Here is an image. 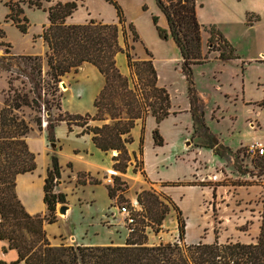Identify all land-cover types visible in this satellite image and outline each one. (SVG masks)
<instances>
[{
	"label": "rangeland",
	"instance_id": "rangeland-1",
	"mask_svg": "<svg viewBox=\"0 0 264 264\" xmlns=\"http://www.w3.org/2000/svg\"><path fill=\"white\" fill-rule=\"evenodd\" d=\"M7 1L18 2L23 0H0V30L3 36L0 37V109L8 95L9 84L12 89L27 92L34 82V73L30 69L31 63L24 62L18 56H12L11 43L13 50L37 52L43 44L41 38L36 37L41 33L42 26L47 24V13L43 9L57 2H69L72 0H50L43 2L42 8H28L23 6V11L28 20L26 34H21L16 29H7L6 37L3 24L4 16L9 12L4 6ZM27 1V0H25ZM120 7L126 23L131 24L138 37V42H132L128 33L126 42L119 36L121 48L131 46L129 50L132 62H142L149 59L145 50L155 59L156 65L161 71V81L167 84L170 98L176 106L186 108L188 100L186 97V82L181 74L178 65L173 68V61L161 60V58H171L172 53L178 50L174 43L168 38L161 39L158 36L156 27L165 29V20L154 0H114ZM236 1V0H234ZM239 4H234L233 0H196L199 7V19L204 26H213L221 31L235 48L237 54L244 59L253 58L259 50H264V32L262 26L264 22L247 29L242 25V16L252 21L254 15L246 12L252 11L264 14V0H237ZM156 18L154 24L152 18ZM89 21L115 24L117 22L114 7L104 0H84L78 3L76 10L66 19L70 25H80ZM13 26V25H12ZM14 27V26H13ZM208 35L201 34L202 53L207 47ZM44 46V53L37 56L40 59L41 78L46 80L47 65L45 54L47 51ZM177 54L175 56H177ZM174 55V54H173ZM179 55V54H178ZM28 56V55H27ZM214 53L208 55L209 61L206 64L192 66V79L197 92L209 99V105L204 109V122L209 131L215 134L219 142L230 147L232 154L224 156L220 163L213 166L211 158L202 162L199 160L198 173H194L189 184L193 187L201 188L208 194L201 199L200 210L197 215L190 216L193 202L189 201V207L182 213V219L189 220V227L185 230L183 242L185 244L211 243L214 238L220 244L225 243H255L259 235L261 213L264 204V161L262 156L248 153L251 144L258 143L264 148V81L256 84L257 77L264 73V65L260 68L252 66L244 72V96L251 102H242L232 106L237 96L227 95L236 91L240 96V82L235 75L237 67L228 62L224 65L210 62ZM115 62L118 70L122 68V74L128 79L130 87L135 83H144L146 72L140 68L129 70L126 65V57L123 52H117ZM160 62V63H159ZM165 67H161V63ZM180 57L178 63L180 65ZM255 62L264 63V57H258ZM220 71V82H215L213 76ZM119 72H121L119 70ZM140 78V82H139ZM66 87L62 88L60 83ZM104 85L102 75L98 70L90 65H80L76 71L64 74L60 82L56 85V96L61 94L60 101L55 97H43V89L46 85L40 81L38 94L40 95V109L21 108L17 115L24 119L33 131L45 130L46 138L50 136L56 140V153H50L46 160L51 163V157L57 158L59 167V179L55 180V186L65 197L66 205L69 206V215L65 220L58 219L53 223L45 224L46 237L52 246H60L70 243L77 246H122L127 238L128 229L123 219L118 214L117 207L129 203L136 198L140 189L149 186L150 182H174L187 179L190 171L191 162H187L179 157L187 154L186 151L192 149L208 150L205 141L193 134V131L186 133L191 119L188 114L178 115V117L165 119L158 127V132L164 140L162 147H155L150 134L151 124H145V139L143 141V157L138 152V140L136 129L132 135L134 142L126 146L130 155L129 165L126 174L106 175L101 178L99 183L91 182L83 171L84 166L70 160L66 156L72 155L74 147L79 150L82 156H88L85 150L88 146H93L90 137L86 134L76 135L78 126L72 125L74 131H70L65 122L57 123L48 130V126L56 117V107H61L62 112L69 116L93 117L95 115L94 100ZM215 87H217L215 89ZM40 88H43L42 90ZM34 96V95H30ZM225 98L223 99V97ZM51 104L47 107L44 100ZM219 105H217V103ZM229 104L228 109L224 107ZM49 108V109H48ZM46 110L49 112L46 113ZM180 112V111H179ZM181 113V112H180ZM148 116V115H147ZM146 116V117H147ZM40 120V130L36 120ZM145 120V119H144ZM144 120L136 123L143 126ZM90 122L95 120H89ZM248 125L254 131L248 128ZM189 130V129H188ZM183 137L185 140L183 141ZM54 140V141H55ZM205 148V149H204ZM157 149V150H156ZM60 150V151H59ZM135 151L134 157L129 152ZM54 151V152H55ZM209 156L212 150L209 149ZM111 156H116L117 152H107ZM218 160L219 156L213 157ZM93 159V158H91ZM117 176L118 180H113ZM205 176V177H203ZM112 183H107L108 178ZM174 183H161L166 186V191L171 197H177L179 189L173 186ZM107 187L114 190V197L110 201L107 196ZM140 190V191H139ZM157 195L165 196L153 190ZM161 201L166 203L162 197ZM191 200V199H190ZM57 207L55 215H57ZM141 211L136 218L137 225L147 224L148 230L145 235V242L149 246L159 243L175 242L178 238L177 218L175 210L169 206L168 213L160 226H156L145 213L143 205L140 204ZM190 209V210H189ZM190 215H189V214ZM34 215H41L40 212ZM189 216V217H188ZM117 219V223H115ZM120 241L121 245L111 244ZM13 257V258H12ZM17 260L15 250H8L7 243L0 240V262L4 264H14ZM6 262V263H5ZM19 264V263H17Z\"/></svg>",
	"mask_w": 264,
	"mask_h": 264
},
{
	"label": "trees",
	"instance_id": "trees-1",
	"mask_svg": "<svg viewBox=\"0 0 264 264\" xmlns=\"http://www.w3.org/2000/svg\"><path fill=\"white\" fill-rule=\"evenodd\" d=\"M49 1H7L4 6L9 12L5 15L4 22L10 21L21 34H26L29 24L23 6L40 9L43 2ZM83 1L57 2L43 9L47 13V25L42 26L41 33L36 37L41 38L47 48L46 80L41 78L39 57L18 56L22 61L31 63L30 69L34 73L33 85L27 92H22L12 89L8 83L12 94L8 95L0 109V240L7 243L8 250L16 251L17 260L14 264H264V204L259 235L255 243L220 244L215 237L210 244L198 242L187 245L183 243L185 224L181 212L168 197L157 195L151 189L140 191L135 199L139 205H143L145 213L157 227L168 213L169 206L172 207L177 218V241L147 245L145 235L148 226L142 225L143 220L137 225L136 218L140 213L138 212L135 214L133 232L129 233L131 236L122 246H52L46 237L44 225L55 222L56 206L66 203L64 195L54 191L55 180L59 179V167L54 155L51 157L43 185L46 213L30 215L24 210L15 193V179L20 174L33 172L36 164L35 155L28 150L25 143V137L31 128L17 113L23 107L40 109V81L46 85L44 89L40 88L43 89L42 96L55 97L58 102L61 94L56 96V85L64 74L76 71L84 63L98 70L104 85L94 100L95 115L91 118L69 116L61 111V107H56L59 113L53 118L48 130L60 122H65L69 130L72 125L83 127L84 133L91 134L92 143L97 149L104 153L117 152V155L112 157L114 172L126 174L130 161L126 146L132 143L130 133L138 120H144L147 115L152 116L155 120L153 144L159 147L163 143L158 127L169 115L170 100L166 90L156 86V73L151 55L145 50L148 60L132 62L129 53L132 47H120L119 36L123 42H126L128 33L132 42H138L139 37L134 27L126 23L120 7L114 0L104 1L115 9V24L93 21L80 25L67 24L66 19L76 10L78 3ZM154 1L167 25V29L156 27L158 36L164 40L170 38L179 52L180 69L188 85L187 96L194 126L193 134L207 143L205 147L221 157L223 151L229 150L221 149L202 123L201 115L196 113L197 99L192 86L191 67L207 63L211 53L222 62L236 60L239 58L238 54L215 26L206 27L198 22L196 0ZM152 21L155 24L156 18L153 17ZM247 24H251L248 18ZM202 33L208 35V49L205 53H202L201 47ZM2 36L3 31L0 30V37ZM119 51L125 54L129 70L140 68L146 72L144 83H135L130 87L128 79L116 66L115 55ZM44 103L47 107L51 106L47 99ZM47 112L49 111L46 110ZM89 120L101 121L103 124L100 127H90L87 125ZM36 124L40 130L39 119ZM47 141L54 142V139L50 136ZM138 152L142 153V137L139 138ZM132 155L134 157V154ZM261 160L264 161V157ZM118 179L117 176L113 177V180ZM91 182L99 183L96 180ZM107 196L110 201L113 199L112 188L107 187Z\"/></svg>",
	"mask_w": 264,
	"mask_h": 264
},
{
	"label": "crops",
	"instance_id": "crops-1",
	"mask_svg": "<svg viewBox=\"0 0 264 264\" xmlns=\"http://www.w3.org/2000/svg\"><path fill=\"white\" fill-rule=\"evenodd\" d=\"M217 2L220 3V4H223L221 2V0H217ZM233 3L234 4H239L237 0L236 1L233 0ZM199 7L197 8V11H196V16H197L198 22L200 21V19H199ZM246 13L254 15V19L251 21L250 25L245 23V16L244 17L242 16V20H241V22L243 23L242 25H246L248 27L247 29L251 30V28H253L254 26H256L258 24H261L262 21L264 22V14L257 13V12H252V11H248ZM4 18H5V16H4ZM4 18H3V22H4ZM164 20H165V18H164ZM45 25H47V24H45ZM204 25H210V24H204ZM212 25L215 26L214 24H212ZM9 28L10 29L11 28L12 29H16L15 27L12 26V23H10V24L9 23H4L3 24V29H4L6 37H8V35H7V31L8 30L7 29H9ZM165 29H167L166 21H165ZM262 30L264 32V24L262 26ZM222 35L231 44L229 38H227L224 34H222ZM42 43H43V41H42ZM43 44L40 45V49L37 52L19 51V52L16 53L13 50V45L11 43V48H12V54L11 55L13 57L14 56H27V55L28 56L41 55V54L44 53ZM176 54L177 53L173 52L172 55H171L172 56L171 58H161V60H165L166 59V60L173 61V68L175 69V65H178L179 70L181 72L180 65L178 63V60H179V55L178 54H179V52H178L177 56H175ZM238 57H239L238 59L232 60L234 62L231 63V64L234 67L238 68L237 71H235L236 72L235 75L237 76V78L240 79L239 80L240 86H241L240 96H239V93H238L239 91L238 92L232 91V93H227V92L222 91L223 93H226V97H227V95H233L234 97L237 96V99L233 101V103L234 102L235 103L232 106H236L237 104L243 105L242 102H245V103L251 102L248 98H246L244 96V72H246V70L248 68L252 67V66H257V67L260 68L261 65H264V63L255 62V59H257L258 57H264V50H262V49L259 50L257 55H255L253 58L244 59V58H242V56H239V55H238ZM151 62H152L153 68H154L155 73H156V86L159 87V88L165 89L167 94H168V96H169L170 110H169V115H168V117L166 119L178 117V115H182V114H188L191 119L189 120L188 127L185 129V131H186V133L192 132L194 130V126H193V120H192L191 108H190L189 101H188V106L186 108H183V109L180 108L179 106H176L173 103V101L170 98V93H169V89L167 88V84L161 81V78H162L161 71H160V68L157 67V65H156L157 62L155 61L154 57H153V59H151ZM210 62H213L214 64H219V65L220 64L224 65V64L228 63V62H222L219 59L215 58L214 56L212 57ZM229 62H231V61H229ZM84 64H87V63H84ZM161 65H162L161 67H163V69H164L165 63L162 62ZM196 66H199V65H195V67ZM193 69L194 68H192V70H191V74H192ZM119 70L121 71L120 72L121 74H122V72H126V71H122V68H120ZM181 74H182V72H181ZM217 76H219V77L221 76L220 75V71H217V74H215L213 76V78L215 79V82H220V78L217 79L218 78ZM184 79H185V77H184ZM191 80H192V83H193L192 75H191ZM262 81H264V73L260 74V76L257 77L256 81H252V82H256V84H259V82H262ZM185 82H186V79H185ZM192 86H193V89H194L195 97L197 99V101H196V113L201 115V121L205 125V122H204V109H205V106L209 105V99L205 98L203 95H201V94H199L197 92V90L195 89L194 83L192 84ZM187 87H188V85H187V82H186V97H187V100H188ZM216 88L217 87H215V89ZM224 98H225V96L223 97V99ZM219 104L217 103V105H219ZM226 104H227V102H226ZM219 106H221V105H219ZM243 106H245V105H243ZM224 107L227 110L228 107H231V106H229V104H227L226 106L224 105ZM95 113H96V111H95ZM144 119L145 120L143 121L144 122L143 126H140L139 124L136 123L134 128L131 130V133H130L131 138H132V142H134V136L132 135L134 129H136L135 133H137V137L138 138L142 137V153H141L142 157H143V141L145 139L144 129H145L146 122L149 121L150 124H151V127H150L151 136H152V132H153V130L155 128V120H154V118L152 116L148 115ZM102 124H103V122L97 121V120L92 121V122L88 121V123H87V125L90 126V127H100ZM160 124H159V126H160ZM78 128H79V130L76 131V135L77 136L79 134H86V133L83 132V127H78ZM248 128L250 130L254 131V129L251 127V125L250 126L248 125ZM207 129L209 131L208 127H207ZM72 130L74 131V129L71 128L70 131H72ZM211 134L213 135V138L216 140L217 144L221 147V149L222 148L223 149H228L229 152L223 151L224 153L222 154V156L219 157L218 160H216L217 158L214 159L213 157H215L217 155H215V153H214V151L212 149H210V150H212V154L210 156H209V152H207V151H209V149L208 150L207 149L203 150V149L197 148V149H192L190 151H186L187 154L185 156H183V154H182L179 157L177 156V158H179V159L181 158L183 160V158L186 157L187 162L188 161L191 162V165H190L191 173L189 174L187 179H184L182 181H174V182H165V181L150 182V184H149L150 186H152L151 188L153 190H155V188H156L157 192L161 191L162 194H164L166 197H168L171 200V202L181 212V217H182V213H186V211H184V210L189 207V201L190 202L192 201L194 205L192 206V211L189 212L191 215L189 213L188 214L190 216L197 215L199 210H200L201 199L202 198L204 199V198H206L208 196V194L205 192V190H202L201 188L193 187L192 186L193 184H189L190 183L189 181H191L190 179L194 176L193 174L199 172V168L196 167L197 165L199 167V160H201L202 162L206 161L208 163V159H206V158L209 157V158H211L210 159L211 160V164L213 166H215L218 163H220V160H222V158L224 156H230L232 154L229 146L223 144V142H219L217 136L215 134H213V133H211ZM86 135H88L90 137V140H91V134H86ZM184 140H185V138L183 137V141ZM162 141L164 143L163 138H162ZM91 142H92V140H91ZM138 142H139V140H138ZM25 143L27 144L28 150L35 155L36 168H35V170L33 172L20 174V175H18L16 177V179H15V193H16V196H17L19 202L21 203V205L23 206L24 210L28 214L34 215V213L40 212L41 215H44L46 213V207H45V205L43 203V185H44V178L46 176L47 169L49 168V163L46 160V156H48V154H50V153H56V151H55L56 150V145H52L53 143H56V140L54 142L47 141V138H46V135H45V130H42L41 132L40 131H33V132L29 133L25 137ZM163 143H162V146H163ZM162 146H159V147H162ZM155 147H157V146H155ZM75 148L76 147H74V149H73L74 153L72 155H68L66 157L69 158L70 160H75V161L81 163L84 166L83 171L81 173L83 175L85 174V176L87 178H91L92 180H96V181L99 182L101 180V178L106 176V175H109V176L110 175H115V172L112 170V163L113 162H112V156H111L110 153L108 154V153H104V152L100 151L93 144L92 147L88 146L87 149L85 150V152H87V154H89L86 157V156H82L79 153V150L75 149ZM129 152L131 154L135 153V151H131V150H129ZM56 155H57V153H56ZM91 158H93V159H91ZM203 177H205V176H203ZM161 183H174L173 186H171V187H176L177 189H179L177 197H174V198L171 197L169 195V192L165 190L166 186L161 185ZM58 184H60V180H59ZM58 184L55 186L54 191L57 192V193H61V191L58 188ZM151 188L147 185L145 187H142L140 190L142 191V190H147V189H151ZM65 205H66V203H65ZM67 207H68V215H69V206H67ZM122 219H123V217H122ZM57 220H58V218H57ZM116 221H117V219H115V223H117ZM184 224H185V230H186V228H188L189 224H190L189 220L187 219L186 222L184 221ZM44 230L46 231V226L45 225H44ZM111 244L121 245L120 241L112 242ZM208 244H210V243H208ZM63 245L69 246L71 244L67 243V244H63ZM187 245H189V244H187ZM73 246H77V245H73ZM104 246H106V245H104ZM19 264H24V263L20 262Z\"/></svg>",
	"mask_w": 264,
	"mask_h": 264
},
{
	"label": "built area",
	"instance_id": "built-area-1",
	"mask_svg": "<svg viewBox=\"0 0 264 264\" xmlns=\"http://www.w3.org/2000/svg\"><path fill=\"white\" fill-rule=\"evenodd\" d=\"M247 151L248 153L257 156L264 155V148L258 143L251 144ZM107 183H112V179L110 177L107 179ZM116 209L118 214L123 217V222L128 229V234L132 233L135 225V214L141 211L139 203L136 199H133L128 204H124L120 207H117Z\"/></svg>",
	"mask_w": 264,
	"mask_h": 264
},
{
	"label": "water",
	"instance_id": "water-1",
	"mask_svg": "<svg viewBox=\"0 0 264 264\" xmlns=\"http://www.w3.org/2000/svg\"><path fill=\"white\" fill-rule=\"evenodd\" d=\"M60 86L62 88H65V85L62 82L60 83ZM56 217L58 219H61V220L62 219L65 220L68 217V207L65 204L59 205L57 207V215H56Z\"/></svg>",
	"mask_w": 264,
	"mask_h": 264
}]
</instances>
